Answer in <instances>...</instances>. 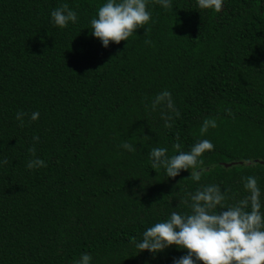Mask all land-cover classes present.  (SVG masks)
Masks as SVG:
<instances>
[{
    "label": "trees",
    "instance_id": "16d2710c",
    "mask_svg": "<svg viewBox=\"0 0 264 264\" xmlns=\"http://www.w3.org/2000/svg\"><path fill=\"white\" fill-rule=\"evenodd\" d=\"M105 2L0 0V264H75L82 253L91 264H173L186 251L153 258L131 241L188 211L198 187L218 184L233 203L255 176L264 202V0H224L219 13L148 0L147 31L107 48L90 35ZM63 4L78 22L59 28L50 14ZM164 90L180 113L163 109L170 128L151 108ZM19 111L40 116L20 127ZM206 117L218 127L201 137ZM198 139L215 145L199 183L190 170L152 169V148L171 156ZM34 158L47 166L29 170Z\"/></svg>",
    "mask_w": 264,
    "mask_h": 264
},
{
    "label": "clouds",
    "instance_id": "9594fccd",
    "mask_svg": "<svg viewBox=\"0 0 264 264\" xmlns=\"http://www.w3.org/2000/svg\"><path fill=\"white\" fill-rule=\"evenodd\" d=\"M164 9L172 7L171 0H153ZM224 0H197L200 10H212L219 13ZM51 21L54 26L66 28L71 22H78L76 11L67 4L51 12ZM151 20L148 10V0H106L97 10V14L90 21V35L98 39L107 48L110 43L120 44L128 41L137 29L144 28ZM147 31V29H145ZM151 41H145L150 43ZM160 106L161 118L165 120V127L170 128L169 121L179 117L180 113L174 108L171 93L167 90L159 93L152 102L153 111ZM166 108L169 112H164ZM232 115L231 109H225ZM39 111L16 113V120L20 127L25 126V117L28 122L39 119ZM218 127L216 118L206 117L200 128L199 135L205 136L209 129ZM34 142H39L38 136H33ZM179 140V136L176 137ZM128 151H134L131 144L122 145ZM176 154L169 156L165 147L152 148L149 162L152 169H163L167 178H175L182 170H190L189 178L199 183L206 173L202 159L206 152L212 151L215 145L208 139H198L185 151L179 143L173 145ZM33 157L36 154L35 146L28 149ZM4 164L8 161L5 159ZM44 160L34 158L28 161L27 168L34 170L46 167ZM243 189L247 193L243 198L234 200L229 196V190H222L218 184H206L198 187L189 199L183 201L187 205L186 212H172L167 219L148 227L137 241L132 243L139 253L148 251L153 255L175 246L178 250L186 251L185 255L173 258V264H264V202L262 192L255 176L241 178ZM92 257L82 253L75 264H91Z\"/></svg>",
    "mask_w": 264,
    "mask_h": 264
},
{
    "label": "water",
    "instance_id": "95a60500",
    "mask_svg": "<svg viewBox=\"0 0 264 264\" xmlns=\"http://www.w3.org/2000/svg\"><path fill=\"white\" fill-rule=\"evenodd\" d=\"M261 163H263V162H261ZM234 164H241V162H237V163H229V164H225L224 166H225V167H230V166H232V165H234Z\"/></svg>",
    "mask_w": 264,
    "mask_h": 264
}]
</instances>
